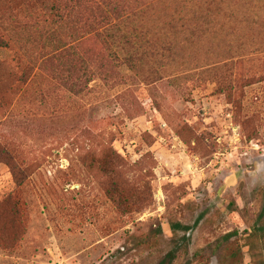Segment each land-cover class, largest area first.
I'll use <instances>...</instances> for the list:
<instances>
[{"label": "rangeland", "instance_id": "1", "mask_svg": "<svg viewBox=\"0 0 264 264\" xmlns=\"http://www.w3.org/2000/svg\"><path fill=\"white\" fill-rule=\"evenodd\" d=\"M24 3L0 0V142L30 165L20 183L0 163V264H159L172 220L187 228L171 264H220L211 250L236 231L224 246L253 264L264 25H225L134 68L94 35L88 7L64 1L61 18Z\"/></svg>", "mask_w": 264, "mask_h": 264}, {"label": "trees", "instance_id": "2", "mask_svg": "<svg viewBox=\"0 0 264 264\" xmlns=\"http://www.w3.org/2000/svg\"><path fill=\"white\" fill-rule=\"evenodd\" d=\"M64 1L65 7L68 3L71 6L88 7L89 18H92L89 27L94 30V35L114 47L112 54L115 59L127 60L134 68H139L133 61L136 57L142 59L145 56L163 55L165 52L162 50L175 54L173 49L178 51L176 44L180 41L188 44L205 38L217 39L225 25L231 26L232 31L224 35L234 37L243 36L247 28L264 25V0H103L107 9L104 5L89 4L88 0H25L23 5L18 6L29 9L43 6L45 15L61 17ZM157 46L162 49L159 50ZM1 47H8V44L0 40ZM185 47L182 46L183 49ZM1 162L8 165L15 177L21 178L20 183L24 182L25 172L30 165L24 167L25 163L18 160L12 147L0 142ZM262 206L258 218L245 231L253 264H264V201ZM18 211L14 213L18 215ZM172 228V241L176 248L169 251L159 264H171L177 250L186 247L179 238V229L187 227L172 220ZM237 232H230L223 241L227 242ZM223 241L218 242L211 252L218 256L220 264H237L236 254L228 253Z\"/></svg>", "mask_w": 264, "mask_h": 264}]
</instances>
